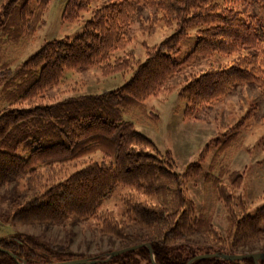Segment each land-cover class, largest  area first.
<instances>
[{"label":"trees","instance_id":"trees-1","mask_svg":"<svg viewBox=\"0 0 264 264\" xmlns=\"http://www.w3.org/2000/svg\"><path fill=\"white\" fill-rule=\"evenodd\" d=\"M49 1L7 0L0 7V105L35 100L27 107L0 109V186L12 184L3 195L8 211L12 210L4 215L6 220L53 225L66 224L70 218H94L100 231L119 239L123 247L150 243L157 264H185L201 251L244 252L239 248L264 236V203L249 214L242 196L231 194L230 187L242 183V174L228 175L229 185H225L219 174L207 170L215 200L225 208L224 235L215 237L214 215L203 208L197 211L186 194V181L201 172V159L189 164L182 174L176 173L169 152H159L151 139L124 118L135 112L147 116L146 99L163 91L169 77L183 65L214 54L247 51L232 64L190 76L179 87L178 96L186 101L184 118H194L197 111L211 107L242 84L256 87L264 98V0H66L63 22L79 21L91 11L80 34L73 39L45 41L12 70L6 49L24 44L44 23ZM239 1L247 4L243 11L235 6ZM143 8L155 11L158 20L174 27L173 32L157 44H144L143 60L132 53L118 55L130 43L127 32ZM191 29L194 46L179 61L180 43ZM86 67L98 68L103 76L128 71L131 76L115 89L36 102L48 87L58 85L67 71ZM151 113V118H157ZM248 118L249 113L235 123V131L217 147L211 157L214 165L222 148L237 141ZM95 153L100 154V160H86ZM79 163V168L67 173ZM21 182L26 189L42 190L26 198L18 190ZM118 187L129 190L121 198L125 225L134 222L140 233L125 232L112 211H98L100 203ZM196 235L206 236L205 244L194 239ZM0 246L29 263L62 261L64 255H72L62 246H51L25 232L0 238ZM256 252L262 255L258 264H264V249ZM242 261L254 264L250 258H204L191 264ZM0 264L18 263L0 251ZM95 264L151 261L148 248L142 246Z\"/></svg>","mask_w":264,"mask_h":264},{"label":"rangeland","instance_id":"rangeland-1","mask_svg":"<svg viewBox=\"0 0 264 264\" xmlns=\"http://www.w3.org/2000/svg\"><path fill=\"white\" fill-rule=\"evenodd\" d=\"M7 0H0L1 5ZM66 0H50L43 13L44 23L32 32V35L20 45L8 47L7 54L11 58V69L14 70L17 64L25 61L29 56L38 51L45 41L51 39H73L83 29V21L90 17L91 11L83 14L79 21L73 23L63 22L61 19L62 10ZM243 11L247 4L239 1L235 4ZM248 11V10H246ZM174 27L165 25L158 20L156 12L143 8L138 11L127 35L130 43L118 55L132 53L135 59L145 58L144 44L154 45L163 38L171 34ZM189 30V35L180 43V51L176 58L180 61L193 48L195 34ZM241 52L201 58L191 64L183 65L180 71L169 77L165 83L164 90L157 95L149 96L145 103L148 111L154 112L141 115L138 112L125 115V119L133 122L135 128L151 139L157 150L161 153L168 151L173 164L172 169L176 173L182 174L186 167L200 161L201 172L186 181V194L191 198L196 206V210L203 208L205 212L212 213L213 225L216 229L215 237L223 236L226 225L224 218L225 208L221 201H216L211 185L207 182V170L220 175L221 183L229 185L228 175L236 172L242 174V183L238 187H230L231 194L235 197L241 195L245 201L246 211L252 214L264 203V98L256 87L249 84L239 85L233 92L219 98L211 107H205L195 113L194 118H184L183 112L186 101L178 96V89L188 81L190 76H197L206 70L218 69L237 61ZM131 71L117 73L111 76H103L96 67H86L82 69L70 70L65 74V78L58 85L48 87L43 91V98L36 102L51 103L63 99L70 95L98 93L122 86L129 80ZM35 104V100L29 99L17 102L13 105H0V109L9 107H27ZM249 113L245 125L241 127L237 135V141L230 147L222 148L218 155L217 163L211 162V157L220 148L221 142L227 135L235 129L233 126L243 116ZM219 144V145H218ZM207 145V149H206ZM228 147V148H227ZM201 154V156H200ZM88 159H101L99 153H95ZM82 164L73 167L69 172L79 168ZM222 171V174H220ZM8 185V186H7ZM12 187V184L0 186V238L7 237L14 232H25L38 236L42 241L51 246H62L72 255H64L63 261L78 259L82 256H105L108 252L123 248V243L110 234H104L99 227L94 224L95 219L68 220L62 224H33L19 223L6 220L5 214L10 213L7 207V197H3ZM25 189V190H24ZM19 192L25 197H32L42 189L39 187H28L23 183L18 184ZM129 192L126 187L116 188L110 196L105 198L98 206V211L110 210L114 217L124 227L127 233H140V228L134 223L125 225V213L122 204V194ZM236 209L235 207H231ZM264 229V222L262 224ZM192 238V237H191ZM200 244H205L206 236L196 235ZM221 238V237H220ZM218 238L214 240L216 242ZM239 249L244 252L233 254L252 253L264 249V236L250 241ZM251 249V251L249 250ZM212 253L211 251L199 254ZM198 255V254H197ZM46 262V261H43ZM40 262V263H43ZM53 262V261H51ZM92 264V263H86ZM242 264H245L242 261ZM250 264V263H249Z\"/></svg>","mask_w":264,"mask_h":264},{"label":"water","instance_id":"water-1","mask_svg":"<svg viewBox=\"0 0 264 264\" xmlns=\"http://www.w3.org/2000/svg\"><path fill=\"white\" fill-rule=\"evenodd\" d=\"M145 246L148 248L149 251V259L151 261V264H157L154 258V253L152 250V247L150 243H139L134 244L130 246L123 247L121 249H116L113 251L108 252L103 258H93V257H80L78 259H72L67 261H53V262H43V263H29L23 260H19L16 255L11 252L10 250L3 248L0 246V251L6 252L8 255L13 257L18 264H86V263H98V262H104L109 260L111 257L117 256L121 253H124L126 251L135 250L139 247ZM262 255L259 252H252V253H244V254H228L224 252H212V253H205V254H198L190 258L185 264H191L194 261L198 259H204V258H219L223 260H229V261H236V260H244V259H252L254 264H258V260Z\"/></svg>","mask_w":264,"mask_h":264}]
</instances>
